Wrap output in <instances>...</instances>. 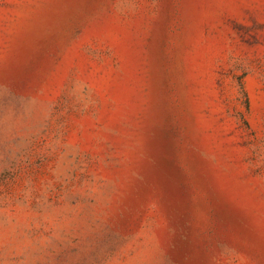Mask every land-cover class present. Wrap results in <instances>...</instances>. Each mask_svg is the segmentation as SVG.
<instances>
[{
    "label": "rangeland",
    "instance_id": "obj_1",
    "mask_svg": "<svg viewBox=\"0 0 264 264\" xmlns=\"http://www.w3.org/2000/svg\"><path fill=\"white\" fill-rule=\"evenodd\" d=\"M0 264H264V0H0Z\"/></svg>",
    "mask_w": 264,
    "mask_h": 264
}]
</instances>
